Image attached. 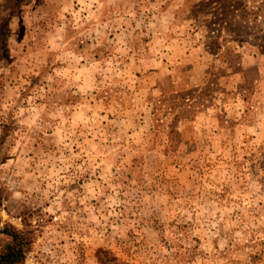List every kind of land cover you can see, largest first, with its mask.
<instances>
[{
	"label": "rangeland",
	"instance_id": "obj_1",
	"mask_svg": "<svg viewBox=\"0 0 264 264\" xmlns=\"http://www.w3.org/2000/svg\"><path fill=\"white\" fill-rule=\"evenodd\" d=\"M6 229L23 264H264V0H0Z\"/></svg>",
	"mask_w": 264,
	"mask_h": 264
},
{
	"label": "trees",
	"instance_id": "obj_2",
	"mask_svg": "<svg viewBox=\"0 0 264 264\" xmlns=\"http://www.w3.org/2000/svg\"><path fill=\"white\" fill-rule=\"evenodd\" d=\"M21 4L19 3V6ZM2 233L11 236L12 241L0 252V264H23L30 244L26 233L7 229Z\"/></svg>",
	"mask_w": 264,
	"mask_h": 264
}]
</instances>
